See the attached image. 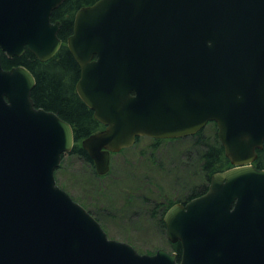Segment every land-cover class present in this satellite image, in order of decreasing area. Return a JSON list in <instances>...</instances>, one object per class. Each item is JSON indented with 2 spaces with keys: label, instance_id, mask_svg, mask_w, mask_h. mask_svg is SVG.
Instances as JSON below:
<instances>
[{
  "label": "water",
  "instance_id": "1",
  "mask_svg": "<svg viewBox=\"0 0 264 264\" xmlns=\"http://www.w3.org/2000/svg\"><path fill=\"white\" fill-rule=\"evenodd\" d=\"M65 0H0V264H264V0H98L77 11L67 47L76 93L105 129L82 141L98 175L137 138L179 139L214 122L232 168L170 207L182 252L141 255L109 239L55 180L72 126L36 108L34 75L2 53L39 61L60 50Z\"/></svg>",
  "mask_w": 264,
  "mask_h": 264
},
{
  "label": "rangeland",
  "instance_id": "2",
  "mask_svg": "<svg viewBox=\"0 0 264 264\" xmlns=\"http://www.w3.org/2000/svg\"><path fill=\"white\" fill-rule=\"evenodd\" d=\"M207 133L215 132L210 124ZM152 140L142 137L132 148L111 157L110 173L96 176L76 157L65 155L56 183L100 223L108 238L130 244L141 255L159 249L172 252L166 229L151 216L156 202L183 203L200 172L189 157L190 139L163 141L156 151ZM202 180V179H201Z\"/></svg>",
  "mask_w": 264,
  "mask_h": 264
},
{
  "label": "trees",
  "instance_id": "3",
  "mask_svg": "<svg viewBox=\"0 0 264 264\" xmlns=\"http://www.w3.org/2000/svg\"><path fill=\"white\" fill-rule=\"evenodd\" d=\"M96 1L98 0H65L53 12L52 22L60 21L62 24L58 36L63 44L52 59L41 62L28 50L22 56L12 58H8L2 53V66L7 70L12 67L24 66L34 75L36 85L32 91V99L35 107L56 113L72 126L75 145L68 155L78 157L94 175L98 176L94 161L83 149L82 141L98 132L103 128V125L94 118L93 111L82 102L76 93V84L80 78L81 69L66 46L68 37L73 34L74 18L77 11L84 6L94 4ZM210 124L214 125L215 132L213 135L207 133L206 128ZM141 139L142 137L137 138L136 144ZM179 139H151V149L154 152L163 141ZM185 139L192 141V145L187 148V152L191 159L193 158L191 152H195L194 161L201 178L200 184H195L183 203L205 194L209 188L212 176L231 168V162L225 156L224 148L218 138L216 123H209L203 130L193 136L185 137ZM65 155L62 156V165L57 170L62 169ZM253 165L257 169L264 170V147L257 151V158ZM174 204H176V201L168 199L166 202H156L152 207L151 216L154 219L156 218L160 228L166 229L163 217L166 211ZM170 245L172 252L178 254L179 261L182 252L180 242H170Z\"/></svg>",
  "mask_w": 264,
  "mask_h": 264
},
{
  "label": "flooded vegetation",
  "instance_id": "4",
  "mask_svg": "<svg viewBox=\"0 0 264 264\" xmlns=\"http://www.w3.org/2000/svg\"><path fill=\"white\" fill-rule=\"evenodd\" d=\"M62 25V24H61ZM62 44H63V42H62ZM62 46V45H61ZM66 46H67V43H66ZM61 49V48H60ZM59 52V51H58ZM105 129V127L103 126V128H101L99 131H102V130H104Z\"/></svg>",
  "mask_w": 264,
  "mask_h": 264
}]
</instances>
